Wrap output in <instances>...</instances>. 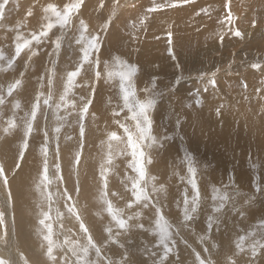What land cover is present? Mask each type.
Listing matches in <instances>:
<instances>
[{"label":"rangeland","instance_id":"rangeland-1","mask_svg":"<svg viewBox=\"0 0 264 264\" xmlns=\"http://www.w3.org/2000/svg\"><path fill=\"white\" fill-rule=\"evenodd\" d=\"M115 1L118 3L116 4L114 0H111L110 2L109 0H84L79 12L72 16L70 25L63 29H61L59 26L55 27L49 34L50 39H45L41 44H36L33 42L31 47L26 48L21 53L20 57L16 58L13 64L9 66L8 60L15 57V44L17 42V36H23L24 38L30 39L31 33L34 31L38 32L41 25L46 22L43 13V7L49 3H52L57 5L58 8H63L64 4L70 2V0H8V4L6 5L5 9V15L0 18V55L3 56V59H0V90L6 92L8 84L14 82L17 79L22 81L21 86L15 90L12 96H6V103L4 105H0V164L4 166L9 180L7 190H10L12 193L11 206L13 207L14 195L12 189L14 184L16 187H20L21 185L25 188L29 185L26 184L28 182L31 183L33 180L35 191L30 196L29 201L33 202L37 200L38 202L41 201L42 203H37L38 207L36 208L30 207L33 213L31 212L30 208L27 210L28 212L25 213L30 216V219L33 220L31 223L35 226L41 225L39 221L40 219H43L42 212H49L51 220L48 222L52 225V236L55 237L58 235L60 239L66 240L65 236L67 237V234L65 229L61 235H64V233L66 235H59V233H61L64 228L60 221L57 224V226L60 225L57 229L58 234L54 232L56 214L58 212L60 213V211L62 214V210L66 204L65 199H62V196L59 192L62 193V191L65 189L68 190L69 194L72 196V200L74 199L73 201L76 202L78 210L79 208L82 210V212L80 210V215L84 219V222L87 221L84 213L86 210L83 207V205L86 206V197H82V195H85V190L87 187L91 188V190H88V195L89 197H92L93 201H96L99 204L101 201L99 199L100 188L102 186L100 181V171L101 166L103 165L105 168L109 169L108 185L110 186L108 198L112 200L114 205H118L117 207L124 208L125 205L123 204H126L129 199H133L131 197L132 180L130 178L134 177L136 173L133 171V168L130 164V150L127 149L126 146L127 134L121 125L126 126L133 134H135V121L132 119L133 110L138 107V102H144L151 99L154 103L153 107L149 109V116L152 122V136L154 137L155 142L151 143L150 146H147L149 142H145L146 146L144 150L147 157L145 158V167L146 171L148 170L146 177L147 183L145 186L148 188L149 193L153 197L152 204H156V201H159L158 206L161 207L163 215L171 225L170 230L173 233L172 239L168 241L172 251L169 254L167 260H165L164 264H170V262L175 259L176 264H188L187 262L183 261L185 256L183 255L182 249L179 247L180 243L189 248L191 251L189 253H192V255L195 257L194 261L196 260L195 254L200 253L201 258H210L214 264H218L214 255H216L220 250L221 245L219 238L215 235V229L218 226H221L223 223L221 219H225L226 221L231 220L232 216L234 214L238 215L241 210L243 211V214H240L239 217L241 220L244 218L247 219L249 213L252 215L255 214L256 210H259L261 205H264V144H260L262 149L256 150V153H251L249 150L245 152L243 150L245 148V143H253L255 130L259 131V139L263 138L264 142V73L259 71V68L263 67L264 63L257 64L259 65L258 68H253L252 66L246 67L243 65V69L245 70L242 72L228 71L229 68L227 67L224 69L225 71L223 70L221 75L224 78L228 76L234 79L224 82V78L222 76L219 78L217 73H204L205 70H203V72L198 70V67L201 69L204 67L206 68L208 66L207 64H209L212 59L217 61V57H219L222 52L226 53L225 50H220L215 53V45L217 49L218 45L221 44L219 37L222 33L226 34L222 43H231L228 28L225 29V31H218L215 26L217 22L224 21V18L229 11L227 8H225V0H193V2L190 0V2L187 4H184L182 0H180L176 7L168 6L169 4L176 2V0ZM234 1H237L236 3L238 4V7L241 6L242 0H228V2L231 3ZM243 2L244 0L242 3ZM158 5H163V7L157 8L156 11H149V9H152ZM198 5H200L199 8L206 10H199L196 8ZM185 7H192L193 9H187L185 11L186 13L184 12L182 15V10H184ZM228 7H230L229 4ZM178 10L180 11L178 12ZM29 11L32 12L31 16L28 15ZM159 11L164 18L176 19L181 15V17L178 18L181 20L182 17H185L183 21L185 23L187 21L188 22L186 24L183 22L184 26L182 25V29H184V27L187 25L188 28L190 27V30H195V34H197L199 37L197 40L198 43H196L194 46L195 52L199 54L197 59L199 62L193 64L194 67L191 69L192 72L186 68V64L184 66V70L183 66L179 63H172L171 67L168 68V70H171L170 72L172 73L170 74L169 80V84H171V86L168 87L165 85V83L168 82L166 77H156L155 72L158 71L156 65L152 64V62L144 61V59L149 60L148 57H151L152 60L156 61V56H159L160 58L161 56L166 55L165 51L168 53L167 48H169V54L171 56L173 53H179L178 51L180 46H177V44L173 42L170 43L168 40V38L172 36L171 33H169V35L168 32L163 31V29H158L157 31L156 28H160L158 27L159 25H154L157 27H148L144 24L146 20L143 18V15L145 13L149 12V14H156V12ZM161 11H164L165 13H161ZM166 11L172 13V16ZM248 11L254 14L256 17V22L260 24V27L264 31V0H249ZM231 13L234 14V11H231ZM96 14H99V16ZM187 15L191 16L192 18H189ZM244 16L246 15L240 14L238 16L235 15L234 17L238 22L240 21L243 24L246 22L244 25L251 26L250 22H252L253 19L250 16H246L249 19L244 20ZM195 19L196 21L194 22ZM81 20H83L88 26V30L85 33L87 37L91 38V36L99 35L100 47L98 52H93L91 57L93 63H85L81 68L80 75L76 77L74 86L67 96L68 103L65 107L64 103L60 100V96L64 91V84L62 83L66 82L67 73L69 71H74L79 66L81 57L80 49L84 46L82 43H77L80 38ZM200 20L203 22L206 20L201 24L202 26L199 25L201 23ZM211 21L214 23V26L212 27L213 29L208 27V25L212 24ZM105 22L112 23L110 26L108 24L109 27H107L106 30L103 27ZM240 22L239 25H241ZM173 24H176V22ZM193 25L195 27H192ZM112 26H114L113 29ZM117 28L121 31V34L117 33ZM161 31H163V33ZM216 31L217 33H215ZM173 32L175 31L173 30ZM199 33L202 36L199 35ZM174 34L178 38L182 35V38H179L180 41H186L188 38L186 35L187 33L185 32L176 31ZM57 36L61 37V49L58 54L53 52V45L51 43V41L55 40ZM202 37L203 40L201 39ZM225 39L227 41H225ZM162 41H165V43H162ZM216 42H218V44ZM123 45L125 47H123ZM212 45L214 46V52L212 51V47H210ZM184 47L187 50L183 51L184 53L190 51V48L188 49L186 46ZM232 47L242 51L243 56L248 55V53H246L243 48H240L239 45H233ZM199 48L200 50H198ZM247 48L249 47L247 46ZM34 52L36 53L35 55H33ZM50 53L51 55H49ZM199 58H201V62ZM97 59L99 60L98 68L94 63V61ZM139 59L144 61L143 68H141V66H139L140 63L137 62ZM219 65H221V63H219ZM224 66V64L221 65L222 68ZM97 71L101 73L99 79L96 78ZM21 73H23V76ZM57 73H60L61 76ZM128 73L132 74L130 75L129 79H122L121 74ZM258 73L261 74L258 75ZM228 74H230V76ZM49 77L53 79L50 86L48 83ZM212 79L215 80L214 86L212 83H210ZM260 81L263 82L259 84ZM247 82H251L250 87L244 85L247 84ZM122 84L129 89V92L134 93L129 97L130 108L126 107L124 104V91L121 88ZM205 85L208 89H210V94H214V96L211 97L214 100L208 99L207 96L204 101L201 99L205 96L203 93H201V90ZM220 87H226L227 92L228 89L232 90L231 93H227V97L229 96V99L220 92ZM30 88L32 89L29 90ZM93 88H95L96 94L99 93L102 94V96L97 94V97L95 93L93 94ZM212 88L214 91H212ZM41 92L44 94L43 97H41V112L38 114L37 121L34 123L35 131L32 133V136L29 137V147L25 153L24 160L21 162L18 161V149L21 145L23 137V118L25 117V113L30 110L31 104L35 102L37 93ZM216 92L218 93L217 95ZM49 94H51L52 97L50 101L52 107L43 105V98L47 97ZM82 97L84 100L81 99ZM95 98L99 99L96 100ZM100 98H102L101 101ZM178 98H180V100H178ZM87 99H91L92 104L90 105L91 107H89L88 114L84 120V147L83 149H80L78 114L80 109L83 107L85 100ZM17 100L20 102V108L14 109L13 103ZM226 100L233 102L234 105L232 108L238 110V113L236 115H232L231 118L228 115L224 117L218 116L219 113L217 109H219V112L227 114ZM181 101L184 103V105H181ZM218 101L220 103H218ZM58 103L61 104V108L59 109L58 113L61 111L63 112L61 115L55 112V105ZM219 104L220 106H216ZM200 106L202 109H204L203 112L206 115L207 120H209L211 116V121L208 124V130L206 131L198 129L196 123L198 122L197 116L199 111H201L202 115L205 117ZM171 108L173 109L171 110ZM182 109L185 112L182 111ZM57 115L61 117L66 116V121L58 120L56 118ZM12 116H15L17 128L6 134L3 132V128L7 127V121ZM224 119L228 120L229 123L228 129H226L224 132L225 136L229 139L236 138L234 142L225 139V137L224 142H221L218 139V136L221 133L220 123L217 122V120ZM259 119H261L262 122H258ZM191 120L192 122H190ZM117 121H119V123H117ZM170 122H173L172 125ZM57 126H60L61 128L58 139L56 138V133L53 131V129ZM45 129L49 133L47 159L49 164V176L53 180V183L49 186L48 191L54 194L50 210L49 205L43 199L41 192L36 190V185L39 183L40 178L39 174L43 169L44 155L42 153V144L44 143L43 130ZM72 129H75V132H73ZM112 132H116L121 139L119 141L110 140L109 137ZM232 132H234V136H232ZM241 136L245 140L242 139ZM200 141H202V144H200ZM241 141H244V143ZM57 146L59 158H57ZM235 146H239L240 148ZM31 150L34 155L33 166L31 170H27L26 174L23 172L21 175L20 172L26 165V161L30 157ZM77 152H80L81 159L79 165L74 166V158ZM109 157H111L110 164L108 163ZM242 157L244 158L243 160H241ZM227 159L228 161H226ZM17 162L21 163V168L15 167ZM56 163L60 164V169L62 172L64 171L67 173V175H65L66 177L69 176V181L67 178H64V172L62 173L61 171L60 175L63 177V179H55ZM189 165L196 169L195 178L198 182L200 199L198 204L199 208L197 207L196 213H191V211H189V214L193 218L190 221H185L184 206H182L183 212L178 214L180 211L178 210L180 205L177 206L175 195L178 194L181 197L187 195L189 199H191V197L194 195L191 186L188 184V180L191 178L190 174L187 172ZM63 167L65 170H62ZM154 167L155 169H153ZM258 167L262 168L259 169ZM154 171H156V173ZM19 174L20 176H18ZM28 174H30L31 177ZM77 180L79 181L80 186L79 193H77L75 190ZM205 181H207L209 185L212 186L209 187V193L205 192L207 187H205ZM83 183L85 184L83 185ZM153 187L163 190L153 192ZM72 192H74V195ZM175 192L177 194H175ZM112 193H116V195L113 196ZM168 195L169 197H167ZM162 196L164 197L165 201ZM172 198L173 200H171ZM177 200L180 199L177 197ZM182 202L184 205V200ZM57 203H59V205ZM2 204L4 203L0 198V210H3ZM142 204L143 203L141 202L140 204H133L132 208L130 209L125 208L126 215L124 218L127 219V216H134L136 213H139V216H137L134 221H129V223H142L144 224V229L131 228L127 231L118 229L115 226V222L109 218L110 216L108 215L107 217V211L104 212L105 215L102 212L101 217L104 219L101 218V222L104 224V222H106L104 220H108V218L111 220L110 223L113 224L110 227L115 226L113 227V236L114 238L118 239L121 244H124L125 248L128 249L129 253L131 254L133 264L141 263L139 260L141 257H139V259L138 257H133V255H135V252L131 251L133 248L142 249L145 252H147V250L155 252V256L148 254V252L146 253L147 256L152 260H149V262L153 264L154 257L155 261H158L162 257L164 248L163 245L158 244L159 234L154 231L155 208L152 207V204H150L148 208L143 207ZM205 205L206 208L210 209L208 214H202L205 209ZM230 206L231 208H229ZM55 210L56 212H54ZM227 210L230 212L229 214H226L225 217V211ZM5 215L7 225V213H5ZM59 217L61 218V216H58V218ZM198 217L201 220V217L207 218H203V221H201L198 219ZM209 218L212 220V228H208ZM12 224L14 225V223ZM229 224L232 225L235 230H237L238 224L235 220L232 219ZM41 227L43 226L41 225ZM214 227L215 229H213ZM242 227L244 228L243 232ZM149 228H153V231ZM7 231L9 232L8 225ZM45 231L46 230L43 228L44 233H42V236L39 235V237H42V239L44 234H46ZM149 231L150 233L154 234V241H147L150 239V237L146 238V236H149ZM239 231L240 233L236 235L235 238L232 237L231 241H229L231 248L230 250L236 251L238 249L236 245L239 242L240 237H245L243 242V251H241L239 255H247L250 259H257L259 254H262L264 258V248L259 247L260 244H264V224L262 225V223L260 224L259 222L253 223L252 218H248L246 222L240 226ZM37 232L38 231H35V233ZM90 233H92L91 230ZM0 234H2L0 237L4 235L3 228H0ZM257 235L261 236L262 238L257 237ZM6 239L7 242L0 240V257L13 261V264H25V260L28 264H30V262L25 259L23 255V258H21L22 253L19 249V245H17L16 240H13V243H11L9 242V238L6 237ZM96 242L100 244L98 239H96ZM254 244H256L258 248L255 256L251 254L252 245ZM110 245L112 247L115 246L117 250L113 251L110 249ZM120 249L121 248L117 244H109L104 248V255L109 256L113 260H120L121 253L123 252V249ZM196 249L198 250L196 251ZM236 256L237 252L232 253L226 260L225 264H230L232 261H234L233 257ZM239 259L241 261V257L238 258L237 264H242L240 263ZM168 261L170 262L167 263Z\"/></svg>","mask_w":264,"mask_h":264},{"label":"snow or ice","instance_id":"snow-or-ice-1","mask_svg":"<svg viewBox=\"0 0 264 264\" xmlns=\"http://www.w3.org/2000/svg\"><path fill=\"white\" fill-rule=\"evenodd\" d=\"M84 0H70V2L64 4L63 8H58L57 5L49 3L46 6L43 7V13L45 18V23H43L40 27V30L38 32H32L31 37L24 38L23 36H17L16 44H15V57L13 59L8 60V65L11 66L14 62V60L18 57H20L21 53L26 49L30 48L33 42L36 44H41L45 39H50L49 34L52 32V30L59 26L61 29L65 28L66 26L71 24L72 16L79 12ZM178 2L180 0H176V2H173L169 4V7H176ZM184 4H187L190 2V0H182ZM8 4V0H0V18H2L5 15V9L6 5ZM163 7V5H158L152 9H149V11H156L157 8ZM228 7V3L226 0L225 8ZM201 11H204V9H201ZM28 15L31 16L32 12L29 11ZM224 21L227 22L229 25L233 24L234 17L231 11L229 10L224 18ZM255 24V22H253ZM104 29L106 30L108 27V22H105L103 25ZM88 30V26L85 24L83 20L80 21V38L77 41V43H83V47L80 49L81 51V57L79 66L74 71H69L67 73V79L64 84V91L63 94L60 96V100L64 103V106H67V96L69 92L72 90L74 86V82L76 77L80 75V70L83 67L85 63H93L91 60V57L93 55V52H98L100 47V39L99 35L91 36V38L87 37L85 33ZM228 32L231 33L234 37H240L242 38L244 33H242L239 29L235 28H229ZM225 33H222L219 37L221 43L223 42L225 38ZM53 45V52L59 53L61 49V37L57 36L55 40L51 41ZM36 53L34 52L33 55ZM51 55V53L49 54ZM0 59H3V56L0 55ZM96 67H99V60L97 59L94 61ZM253 68H258L259 65L253 64ZM23 75V73H21ZM101 73L99 71L96 72V78H100ZM122 79L128 80L131 73L128 74H121ZM22 81L20 79L15 80L14 82L8 84L6 92L3 90H0V105H4L6 103V96H12L15 90H17L21 86ZM49 85L52 83L51 77L48 79ZM210 83L215 85V80L212 79ZM246 86V85H245ZM121 88L124 91V104L126 107L130 108L129 105V97L130 95H133L134 93L129 92V89L126 88L123 84L121 85ZM206 91V89H205ZM93 94L95 93V88L92 89ZM43 93H37L35 97V102L31 104L30 110L25 113V117L23 118V137L21 145L18 149V161H23L25 157V153L28 150L29 147V137L32 136V133L35 131L34 129V123L37 121L38 114L41 112V97H43ZM52 97L51 94H49L47 97L43 98V105L47 107H52V104L50 103ZM84 100V98H81ZM153 101L151 99L144 101V102H138V107L133 110L132 119L135 121V128L136 132L133 134L126 126L121 125V127L124 128L125 133L127 134V141L126 146L127 149L130 150V156H131V167L133 168V171L136 173L134 177H131L132 180L131 183V197L133 199H129L128 202L125 204L124 208L117 207L113 204L112 200L108 198L109 196V185H108V171L109 169L105 168L103 165L101 166L100 171V181H101V188H100V197L99 199L103 202L105 205V210L107 211L108 215L111 217V220L115 222V226L118 229L121 230H129L131 228H139L144 229V224L142 223H132L130 224L129 221H134L137 216H139V213H136L134 216H127V219H125V208H132L133 204H140L143 203V207L148 208L150 204H152L153 197L150 195L148 188L145 186L147 183L146 177H147V171L145 167V158H146V152H145V142H149L147 146H150L151 143L155 142L154 137L152 136V128H151V119L149 116V109L153 107ZM92 104L91 99L85 100L83 107L80 109L78 114V124H79V137H80V149H83L84 147V138H85V124L84 120L86 115L88 114L89 107ZM13 108L18 109L20 108V102L17 100L13 103ZM61 108V104L55 105V112H59V109ZM219 112V109H217ZM58 120H65L67 119L66 116L61 117L57 115L56 117ZM119 123V121H117ZM17 128V123L15 116H12L7 121V127L3 128L4 133H9L10 131ZM53 131L56 133V138L58 139L59 133L61 131L60 126H57L53 129ZM43 138L44 143L42 144V153L44 155V161H43V169L39 174V183L36 185V188L38 191L41 192V195L43 199L48 203L49 210L51 209V203L53 199V193L48 191L49 186L53 183V180L49 176V164L47 159L48 154V143H49V133L45 129L43 130ZM110 140H116L119 141L121 138L117 135L116 132H112L109 137ZM57 158H59V151L57 146ZM81 159L80 152H77L75 154L74 158V166L79 165ZM150 162V161H149ZM108 163H111V157H109ZM21 163L17 162L15 164L16 168H21ZM60 164L56 163L55 165V172L57 180H62L63 177L60 175ZM187 172L190 174L191 178L188 180V184L191 186L194 195L189 199L187 195H185L184 199V220L190 221L193 217L189 214V211L191 213H196L197 207L199 204V187L198 182L196 180V169L189 165ZM0 181L3 182L4 186L7 188L9 185V180L5 172V168L2 164H0ZM76 192L79 193L80 186L79 181L77 180L76 184ZM163 189H157L155 187L152 188L153 192L162 191ZM62 198L65 199L66 204L65 207L67 209L68 214L73 216L75 220L79 223V230L83 234L85 242L80 243L79 240L77 241H69L65 240V244H70V251L72 253V256L75 257L76 264H133V261L131 259V254L129 253L128 249L125 248L124 244H121L120 241L113 236V228L112 227H106L104 231L107 233V238L103 240L102 244H98L94 239L92 234L89 231V228L85 224L84 220L82 219L80 212L77 208L76 202L72 200V196L69 194L68 190L65 189L62 193H60ZM113 196L116 195V193H112ZM12 200V193L9 190L6 193V200L5 205L11 203ZM71 202V203H68ZM159 201L156 202V204H152V207L155 208V229L154 231L159 234L158 244L163 245L164 251L162 257L158 261H154L153 264H164L165 260H167L169 254L172 251V248L169 246L168 241L172 239L173 233L170 230L171 225L168 223V221L165 219L161 207L158 206ZM62 215L58 212V216ZM43 219H40L39 223L43 226V228L46 230V234L43 236V239L47 242L44 255L47 257L48 264H58L57 258L54 255V250L57 247L56 242L53 240L52 237V225L48 221L51 220V216L49 212H42ZM14 222V217H13ZM212 220L209 218L208 221V228H212ZM0 228L4 229V235L0 237V240L6 241V237L8 236L7 231V225H6V215L5 211L0 210ZM178 234V233H177ZM245 240V237H240L239 242L237 243L236 247L240 249V251H243V242ZM109 244H117L121 249H123V252L121 253V259L120 260H113L108 256L104 255V248L108 246ZM44 247V246H42ZM260 248H264V244L259 245ZM207 250V249H205ZM257 245H252L251 254L253 256L257 253ZM148 254L155 256V252H151L150 250H147ZM95 255V259H92V255ZM21 258H23L21 254ZM196 260L197 264H214V262L208 258L204 259L201 258L199 253H196ZM0 264H13L12 261L8 259H4L3 257H0ZM25 264H27V261L25 260ZM67 264V261H66ZM232 264H235V261H232Z\"/></svg>","mask_w":264,"mask_h":264},{"label":"bare ground","instance_id":"bare-ground-1","mask_svg":"<svg viewBox=\"0 0 264 264\" xmlns=\"http://www.w3.org/2000/svg\"><path fill=\"white\" fill-rule=\"evenodd\" d=\"M111 0H109V2H110ZM243 1V0H242ZM242 1H241V6L240 7H238V4L234 1L233 3H231V2H228V0H227V2H228V4L230 5V7H231V11H234V14H233V17L235 16V15H240V14H244V15H246V16H250L252 19H253V21L252 22H250V24H251V26H249V25H244L242 22H240V24L241 25H239V22L236 20V18L234 17V21H233V24H231V25H229L227 22H225V21H223V22H217L216 24H215V26H216V29L219 31V30H224L225 31V29H229L230 27L231 28H235V29H239L242 33H244V35H243V37L242 38H240V37H234L233 35H231V33H229V38L231 39V43L229 42V43H227V42H225V43H221V44H219L218 45V48L216 49V45H215V53L216 52H218V51H220V50H225L226 51V53H223L222 52V54H220L219 55V57H217L218 58V60L217 61H214L213 59L210 61V63L209 64H207L208 66L205 68H199L198 67V70L199 71H202L203 72V70H205L204 71V73L205 72H210V73H217L218 74V76H219V78L222 76L221 75V73L223 72V70L225 69V68H229L228 69V71L230 70V71H232V72H242L243 70H245V69H243V65H245L246 67H250V66H252L253 64H260V63H264V31L262 30V28L260 27V24H258L257 22H256V17L254 16V14L252 13V12H250V11H248V1L249 0H244V2L242 3ZM114 2L117 4L118 2L117 1H115L114 0ZM192 2H193V0H192ZM191 2V3H192ZM225 2H226V0H225ZM239 2V1H238ZM198 3H201V2H198ZM128 4V3H127ZM240 4V3H239ZM197 5V4H196ZM193 6H195V5H193ZM192 6V7H193ZM191 7V8H192ZM200 7V5H198L196 8H198L199 10L200 9H203V8H199ZM230 7H227V9L228 10H230ZM146 8V7H145ZM190 7H185V9L184 10H182V15L184 14V12L187 10V9H189ZM190 8V9H191ZM193 9V8H192ZM114 10V9H113ZM140 10V9H139ZM197 10V9H196ZM206 9H204V11H205ZM180 10H178V12H179ZM189 11V10H188ZM113 12V11H112ZM166 12H168V11H166ZM121 13V12H120ZM161 13H165L164 11H161ZM169 13V12H168ZM186 13V12H185ZM207 13V12H206ZM171 16H172V13H169ZM96 15H98L99 16V14H96ZM166 15V14H165ZM192 15H194V14H192ZM97 16V17H98ZM123 16V15H122ZM170 16V17H171ZM188 16V15H187ZM246 16H244L243 17V19L244 20H247V19H249L248 17H246ZM181 17V15L180 16H178V18H180ZM189 18L191 17V16H188ZM196 17V16H195ZM198 17V16H197ZM201 17V16H200ZM100 18V17H99ZM143 18L146 20L145 22H144V24L145 25H147L148 27H157V26H154V25H159L158 27H160V28H156L157 29V31H158V29H163V31H165V32H168V34L169 33H171V37L170 38H168V40H169V42L170 43H176L177 44V46H180V48H179V53L178 54H174L173 53V55L171 56L170 54H169V48H167L168 49V53L165 51V53H166V55H163V56H161L160 58H159V56H156V61H154V60H152V58L151 57H148V59L149 60H147V59H144V61H146V62H152V64H154V65H156V68H157V70L158 71H156L155 73V75H156V77L158 76V77H160V78H163V77H166L167 79H168V82L167 83H165V85L168 87V86H171V84H169L170 82H169V80H170V74H172L170 71L171 70H168V68L169 67H171V65H172V63H174V64H180V65H182L183 66V68H184V66H185V64H186V68L188 69V70H190V72H192V68L194 67L193 66V64H195V63H197V62H199V61H197V59H198V56H199V54L197 53V52H195V50H194V46L196 45V43H198L197 42V40L199 39V37H198V35L197 34H195V30H190V27L188 28V26L186 25L185 27H184V29H182L183 27H182V25L185 23L184 21H183V19L185 18V17H182L181 18V20L180 19H178V18H176V19H170V18H164L161 14H160V11L159 12H156V14H149V12L148 13H145L144 15H143ZM192 18V17H191ZM188 19V18H187ZM193 19H194V16H193ZM101 20V19H100ZM198 20H199V18H198ZM196 21V19L194 20V22ZM206 21V20H205ZM204 21V22H205ZM153 22V23H152ZM176 22V24H173V23H175ZM184 22V23H183ZM188 22V21H187ZM186 22V23H187ZM192 23H194L193 21H191ZM190 22V23H191ZM200 24L199 25H201L202 23H204L202 20H200ZM253 22H255V24H253ZM185 23V24H186ZM210 23V22H209ZM211 23H212V21H211ZM109 24V26L110 25H112V23H108ZM114 24V23H113ZM189 24V23H188ZM197 24V23H196ZM208 24V23H207ZM117 25V24H116ZM178 25H180V26H178ZM191 25V24H190ZM195 25V24H194ZM192 26V27H195V26ZM108 26V27H109ZM115 26V25H114ZM114 26H112V29L114 28ZM184 26V25H183ZM202 26V25H201ZM214 26V23H212L211 25H208V27H213ZM223 26V27H222ZM116 27V26H115ZM199 27V26H198ZM119 28V27H118ZM117 28V29H118ZM222 28V29H221ZM213 29V28H212ZM116 30V29H115ZM114 30V31H115ZM146 30V29H145ZM173 30L176 32V31H181V32H185V33H187L186 35L188 36V38L186 39V41H180V39L179 38H182V35L181 36H179V38L174 34L175 32H173ZM204 30V29H203ZM210 30V29H209ZM163 31H161L162 33H163ZM195 31V32H194ZM108 32H109V30H108ZM142 32V31H141ZM106 33V32H105ZM117 33L118 34H121V31L118 29V31H117ZM198 33V32H197ZM212 33V32H211ZM215 33H217V31L215 32ZM111 34V33H110ZM214 34V33H213ZM122 35H124V34H122ZM138 35V34H137ZM170 35V34H169ZM199 35H201L200 33H199ZM204 35V34H203ZM128 36V35H127ZM126 36V37H127ZM202 36V35H201ZM214 36V35H213ZM215 36H216V34H215ZM254 36H256V37H254ZM122 37H124V36H122ZM177 37V38H176ZM128 38V37H127ZM176 38V39H175ZM119 39V38H118ZM125 39V38H124ZM202 40H203V37L201 38ZM200 39V40H201ZM123 40V39H122ZM120 41V40H119ZM128 41V40H127ZM150 41V40H149ZM225 41H227L226 39H225ZM110 42V41H109ZM201 42H203V41H201ZM206 42V41H205ZM252 42H253V44H252ZM124 43V42H123ZM162 43H165V41H162ZM207 43V42H206ZM217 44H218V42H216ZM83 44V43H82ZM146 44H147V42H146ZM200 44V43H199ZM198 44V45H199ZM126 45V44H125ZM172 45H174V44H172ZM171 45V46H172ZM233 45H239L240 46V48H243L244 50H245V52L246 53H248V55L247 56H243L242 55V51H239L238 49H236V48H234V47H232ZM134 46V45H133ZM151 46V45H150ZM160 46V45H159ZM184 46H186L188 49L190 48V51H188L187 53H184L183 51H187L186 49H185V47L183 48ZM201 47H203L202 45H200ZM247 46L249 47V48H247ZM123 47H125L124 45H123ZM149 47V46H148ZM205 47V46H204ZM207 47V46H206ZM210 47H212V51L214 52V46L212 45V46H210ZM151 48V47H150ZM122 49V48H121ZM132 49H134V48H132ZM205 49V48H204ZM209 49V48H208ZM207 49V50H208ZM130 50V49H129ZM152 50V49H151ZM172 50H174V49H172ZM198 50H200V48L198 49ZM148 51H149V48H148ZM197 51V50H196ZM210 52V51H209ZM207 53V52H206ZM211 54V53H210ZM203 55V54H202ZM216 55V54H215ZM207 56H209V55H207ZM212 56V55H211ZM114 57V56H113ZM118 57V56H117ZM213 57V56H212ZM151 58V59H150ZM162 58V59H161ZM210 58V57H209ZM116 59V58H115ZM153 59H155V58H153ZM200 59V62H201V58H199ZM203 59V58H202ZM114 60V59H113ZM52 61V60H51ZM143 60H141V59H139L137 62L138 63H140L139 64V66H141V68H143L144 67V64H143V62H144ZM115 63H118V62H115ZM219 63H221V65L222 64H224L225 66L222 68L221 67V65H219ZM112 64H114V63H112ZM173 64V65H174ZM202 64V63H201ZM203 64H204V62H203ZM206 64V63H205ZM118 65V64H117ZM200 65V64H199ZM198 65V66H199ZM201 66V65H200ZM262 68V69H261ZM261 68H259V71L262 73H264V66L263 67H261ZM196 69V68H195ZM16 70V69H15ZM29 70V69H28ZM184 70H185V68H184ZM23 71V70H22ZM35 71V70H34ZM195 71V70H194ZM225 71V70H224ZM60 72V71H59ZM61 72H62V70H61ZM29 73V72H28ZM51 73V72H50ZM194 73V72H193ZM219 73H220V75H219ZM226 73H228V72H226ZM253 73V72H252ZM261 73H258V75H260ZM49 74V73H48ZM58 74V73H57ZM60 74V73H59ZM58 74V75H59ZM30 75V74H29ZM28 75V76H29ZM132 75V74H131ZM229 76H230V74H228ZM16 76V75H15ZM23 76V75H22ZM30 76H32V75H30ZM50 76V75H49ZM60 76H61V74H60ZM42 77V76H41ZM57 77V76H56ZM212 77V76H211ZM223 77V76H222ZM29 78V77H28ZM31 78H33V77H31ZM90 78V77H89ZM218 78V79H219ZM224 78V77H223ZM246 78L248 79V77L246 76ZM41 79V78H40ZM230 79H234V78H231V77H226V78H224L223 79V82L224 81H230ZM24 80V79H23ZM30 80H32V79H30ZM53 80V79H52ZM62 80V79H61ZM245 80V79H244ZM262 80V79H261ZM62 81H64V80H62ZM88 81V80H87ZM161 81V80H160ZM182 81V80H181ZM246 81V80H245ZM56 82V81H55ZM59 82V81H58ZM261 82H263V81H260V83L259 84H261ZM160 83V82H159ZM162 83V82H161ZM56 84V83H55ZM60 84H61V82H60ZM62 84H65L64 82L62 83ZM89 84V83H88ZM250 84H251V82H247V84H244V85H247L248 87H250ZM254 84H255V82H254ZM253 84V85H254ZM97 85V84H96ZM223 85H224V83H223ZM232 85V84H231ZM258 85V84H257ZM50 86V85H49ZM193 86V85H192ZM28 87V86H27ZM63 87V86H62ZM77 87V86H76ZM183 88V87H182ZM187 88V87H186ZM32 88H30L29 90H31ZM54 89V88H53ZM98 89H99V86H98ZM97 89V90H98ZM174 89H175V87H174ZM205 89H206V91H205ZM256 89V88H255ZM27 90V89H26ZM28 90V91H29ZM216 90V89H215ZM219 90H220V92L223 94V95H225V97L226 98H228L227 97V93L229 92V93H231L232 92V90L231 89H228V92H227V88L226 87H224V88H219ZM246 90V89H245ZM173 91V90H172ZM212 91H214L213 90V88H212ZM218 91V90H217ZM247 91V90H246ZM262 91V90H261ZM27 92V91H26ZM58 92V91H57ZM97 92V91H96ZM112 92H115V91H112ZM169 92H171V91H169ZM210 89H208L207 88V86L205 85L203 88H202V90H201V93H203L205 96L203 97V98H201V99H203V101L206 99V96L208 97V99H211V100H214L213 98H211L212 96H214V94H210ZM249 92V91H248ZM264 93V92H263ZM29 94V93H28ZM62 94V93H61ZM71 94V93H70ZM96 94V93H95ZM98 95H101L102 96V94H99V93H97ZM97 94H96V96H97ZM218 93L216 92V95H217ZM237 94V93H236ZM57 95V94H56ZM91 95V94H90ZM83 96V95H82ZM95 96V97H96ZM218 96H220V95H218ZM90 97V96H89ZM98 97V96H97ZM233 97V96H232ZM261 97V96H260ZM104 98V97H103ZM195 98V97H194ZM224 98V97H223ZM262 98H263V96H262ZM96 99V98H95ZM99 98H97L96 100H98ZM101 99L102 98H100V101H101ZM217 99V98H216ZM215 99V100H216ZM229 99V98H228ZM178 100H180V98H178ZM193 100V99H192ZM219 100V99H218ZM223 100V99H222ZM232 100V99H231ZM256 100V99H255ZM68 101V100H67ZM99 101V102H100ZM184 101V100H183ZM196 101V100H195ZM224 101V100H223ZM99 102H97V103H99ZM179 102V101H178ZM186 102H187V100H186ZM206 102V101H205ZM181 105H184V103L181 101ZM218 103H220L219 101H218ZM186 104V103H185ZM195 104H197V103H195ZM216 104H217V101H216ZM179 105V104H178ZM234 105V103L233 102H230V101H227L226 100V106H227V110H226V112H227V114H224V113H222V112H218L219 114H218V116L219 117H224V116H230V118H231V116L232 115H236L237 113H238V110H236L235 108H232V106ZM73 106V105H72ZM216 106H220V104L219 105H216ZM91 107V106H90ZM200 108H201V106H200ZM173 108H171V110H172ZM184 109V108H183ZM182 109V111H184ZM221 109V108H220ZM201 110H202V112H203V110L204 109H202L201 108ZM64 111V110H63ZM65 112V111H64ZM71 112V111H70ZM117 112V111H116ZM185 112V111H184ZM23 113V112H22ZM58 114H63V112L61 111L60 113H58ZM186 114V113H185ZM184 114V115H185ZM203 114H204V112H203ZM71 115V114H70ZM163 115V114H162ZM171 115H173V114H171ZM170 115V116H171ZM182 115V114H181ZM205 115V114H204ZM167 116V115H166ZM197 118H198V122H196L197 123V127H198V129H202V130H208V124L210 123V121H211V116H210V118H209V120H207V117H206V115H205V117L202 115V113H201V111H199V113H198V116H197ZM229 118V119H230ZM172 119V118H171ZM170 119V120H171ZM188 119V118H187ZM189 120H190V118H189ZM183 121H185V120H183ZM186 122V121H185ZM190 122H192V120L190 121ZM217 122H219L220 123V135L218 136V139L221 141V142H224V137H225V139H227V140H230V141H232V142H234L235 140H236V138H231V139H229V138H227L226 136H225V130L226 129H228V127H229V123H228V120H226V119H224V120H217ZM258 122H262V120L261 119H259L258 120ZM257 122V123H258ZM57 123V122H56ZM173 123V122H172ZM172 123L170 122V124L172 125ZM184 123V122H183ZM184 125V124H183ZM153 126V125H152ZM174 126V125H173ZM192 126V125H191ZM107 129V128H106ZM196 129V128H195ZM235 129V128H234ZM243 129V128H242ZM252 129V128H251ZM73 130V132H75V129H72ZM244 130V129H243ZM243 130H242V132H243ZM194 131V130H193ZM245 131V130H244ZM250 131V130H249ZM264 131V130H263ZM135 132V131H134ZM158 132V131H157ZM237 132H239V131H237ZM246 132H248V131H246ZM245 133V132H244ZM251 133V132H250ZM152 134V133H151ZM238 134V133H237ZM259 131L258 130H255L254 131V137H253V143H251V144H246L245 143V148L243 149L245 152L247 151V150H249V151H251V153L253 152V153H256V150H258V149H262V146L260 145V144H264V142H263V138H261V139H259ZM244 135V134H243ZM232 136H234V132H232ZM239 136V135H238ZM240 137V136H239ZM14 138V137H13ZM16 138V137H15ZM241 138H242V136H241ZM246 138V137H245ZM17 139V138H16ZM242 139H244V138H242ZM241 139V140H242ZM159 140V139H158ZM245 140V139H244ZM237 141H238V138H237ZM242 142V141H241ZM242 143H244V141L242 142ZM159 144V143H158ZM161 144V143H160ZM200 144H202V141H200ZM223 145V144H222ZM241 145H243V144H241ZM235 147H237V148H240L239 146H235ZM167 151V150H166ZM242 151V150H241ZM244 151H243V153H244ZM67 152V151H66ZM162 152V151H161ZM168 152V151H167ZM152 153V152H151ZM251 153H250V155H251ZM33 152H32V150L30 151V157H29V159H27V161H26V165L24 166V168L22 169V171L20 172V174L21 173H23L24 172V174H26L27 173V170L28 169H30L31 170V168H32V166H33ZM50 157V156H49ZM164 157V156H163ZM147 158V157H146ZM165 158H166V156H165ZM171 158V157H170ZM224 159V158H223ZM222 159V160H223ZM234 159V158H233ZM244 158L242 157V159L241 160H243ZM248 159V158H247ZM161 160V159H160ZM240 160V161H241ZM170 161H171V159H170ZM169 161V162H170ZM226 161H228V159L226 160ZM249 161V160H248ZM251 162V161H250ZM51 163V162H50ZM165 163H167V162H165ZM228 163V162H227ZM159 164V163H158ZM174 164V163H173ZM230 164H231V159H230ZM250 164V163H249ZM65 165H66V163H65ZM73 165V164H72ZM161 165H162V163H161ZM169 165H171V164H169ZM147 166V165H146ZM156 166V165H155ZM158 166V165H157ZM30 167V168H29ZM172 167V166H171ZM92 168V167H91ZM157 168V167H156ZM158 168H159V166H158ZM161 168V167H160ZM259 168V167H258ZM262 168V167H261ZM261 168H259V169H261ZM64 169V167L62 168V170ZM153 169H155V167L153 168ZM246 169V168H245ZM65 170V169H64ZM67 170V169H66ZM158 170V169H157ZM148 171V170H147ZM161 171V170H160ZM225 171V170H224ZM239 171V170H238ZM62 172V171H61ZM64 172V171H63ZM62 172V173H63ZM94 172H95V170H94ZM155 173H156V171H154ZM159 172V171H158ZM263 172V171H262ZM61 173V174H62ZM68 173H69V171H68ZM85 173V172H84ZM161 173H163V172H161ZM20 174L18 175V176H20ZM67 175V173H65L64 172V175ZM86 174V173H85ZM242 174V173H241ZM22 175V174H21ZM30 177H31V175L30 174H28ZM63 175V176H64ZM66 175H65V177L64 178H67L68 179V177H66ZM169 175V174H168ZM171 175V174H170ZM262 176V175H261ZM150 177V176H149ZM258 177V176H257ZM86 178H89V177H86ZM65 180V179H64ZM31 181V180H30ZM56 181V180H55ZM68 181H69V179H68ZM160 181V180H159ZM61 182V181H60ZM67 183V182H66ZM14 184V183H13ZM29 184V185H28ZM64 184V183H63ZM85 183H83V185H84ZM173 184V183H172ZM205 187H206V191L205 192H207V193H209L210 192V189H209V187L211 186V185H209V183L207 182V181H205ZM26 185H28V186H26L25 188L23 187V186H21L20 185V187H16L15 186V184H14V186H13V195H14V198H13V207L11 206V203H9V204H7V205H5V200H6V193L8 192V188H6L5 186H4V184H3V182H0V198H1V200H2V202L4 203V204H2V208H3V210L5 211V213H7V218H8V222H7V225H8V229H9V232H8V236H7V238H9V242H11V243H13V240L15 241L16 240V242H17V245H19V249H20V251H21V253H22V255L25 257V259H27L29 262H30V264H48V261H47V257L43 254L44 253V251H45V247H46V244H47V242L45 241V240H43L42 239V237H39V235L40 236H42V233H44L43 232V227H41V225H32V221L33 220H31L30 219V216L28 215V214H26L28 211V209L31 207H38V204L37 203H42L41 201L40 202H38L37 200H35V201H33V202H31V201H29V198H30V196L33 194V192L35 191V189H34V181L32 180L31 181V183H27ZM90 186H91V184H90ZM110 186V185H109ZM150 186V185H149ZM148 186V187H149ZM10 187H12V186H10ZM94 187V186H93ZM212 187V186H211ZM86 188V187H85ZM91 190V188H89V187H87L86 188V190H85V195H82V197H86L85 198V202H86V206L85 205H83V204H81V205H83V207H84V209L86 210L84 213H85V217H86V220L87 221H89V222H87V221H85L86 222V224H87V226H88V228H89V231L91 230V234H92V236H94L93 237V239H95V241H96V239H98L99 241H100V244H102L101 242H103V240H104V238H106V232L104 231V229L106 228V227H110V226H112V224L110 223V219L109 218H111V217H109L108 218V220H104V221H106V222H104V224H102V222H101V215H102V212L104 213L106 210H105V205L103 204V202L102 201H100L99 202V204H98V202H96V201H93V199H92V197L90 196L89 197V195H88V190ZM237 189V188H236ZM37 190V189H36ZM72 191H74V190H72ZM151 191V190H150ZM59 192V191H58ZM63 192V191H62ZM23 193V194H22ZM59 193H61V192H59ZM74 192H72V194H73ZM81 194V193H80ZM97 194V193H96ZM154 194V193H153ZM152 194V195H153ZM166 194V193H165ZM168 194V193H167ZM171 194H172V192H171ZM175 194H177L176 192H175ZM180 194V193H179ZM226 194V193H225ZM74 195V194H73ZM77 195V194H76ZM151 195V194H150ZM183 195V194H182ZM205 195V194H204ZM157 196V195H156ZM176 196V201H177V206H179L180 208H178V210H180L179 212H178V214H181V212H183V210H182V206H184L183 205V200H184V196H180V195H175ZM166 197V196H165ZM167 197H169V195L167 196ZM177 197H178V199H180V200H177ZM95 198V197H94ZM162 198L164 199V197L162 196ZM206 198V197H205ZM63 199V198H62ZM121 199V198H120ZM183 199V200H182ZM74 200V199H73ZM169 200V199H168ZM171 200H173V198L171 199ZM182 200V201H181ZM81 201V200H80ZM164 201H165V199H164ZM35 202V203H34ZM83 202V201H82ZM96 202V203H95ZM157 202V201H156ZM174 202V201H173ZM202 202V201H201ZM58 205H59V203H57ZM60 204H62V203H60ZM122 204V203H121ZM228 204V203H227ZM63 205V204H62ZM123 205H125V204H123ZM143 205V204H142ZM231 205H233V204H231ZM40 206H42V205H40ZM118 206V205H117ZM176 206V205H175ZM46 207V206H45ZM79 207V206H78ZM86 207V208H85ZM169 207V206H168ZM205 207V209H204V211L202 212V214L204 213H209V211H210V209H208V208H206V205L204 206ZM14 208V209H13ZM31 208H30V210H31ZM34 208V209H35ZM122 208V207H121ZM175 208V207H174ZM177 208V207H176ZM199 208V207H198ZM229 208H231V206L229 207ZM256 209H258V208H256ZM11 210V211H10ZM46 210H48V209H46ZM80 208H79V212H80ZM218 210V209H217ZM59 211V210H58ZM84 211V210H83ZM26 212V213H25ZM30 212V211H29ZM31 212L33 213V211L31 210ZM54 212H56V210L54 211ZM81 212H82V210H81ZM219 212V211H218ZM217 212V213H218ZM223 212V211H222ZM229 212L230 211H225V217H226V214H229ZM60 213H61V211H60ZM107 213V212H106ZM163 213V212H162ZM31 214V213H30ZM219 214V213H218ZM240 214H243V211L241 210L239 213H238V215H233L232 216V219L233 220H235L236 222H237V224H238V228H237V230H235L233 227H232V225H230L229 224V222H231L232 221V219L231 220H228V221H226L225 219H221L222 221H223V223L221 224V226H218L216 229H215V227L213 228V229H215V232H216V236L219 238V240H220V245H221V247H220V250L217 252V254L216 255H214L215 256V258H216V261H217V263L218 264H225L226 263V260L228 259V257L232 254V253H234V252H237V256L236 257H233V260L236 262L235 264H237V262H238V258H240L241 257V261H240V259H239V261H240V263H242V264H264V258H263V256H262V254H259V256H258V258L257 259H250V258H248V256L247 255H245V256H241V255H239V253L241 252L240 251V249H237L236 251H231L230 249V242L229 241H231V239H232V237L233 238H235L236 237V235H238L239 233H240V231H239V228H240V226L242 225V224H244L245 222H246V220L249 218H252V220H253V223H262V225L264 224V205L262 206L261 205V207L259 208V210H256V213L255 214H250L249 213V215L247 216V219H243V220H241V218L239 217V215ZM104 215H105V213H104ZM173 215V214H172ZM59 216H61V218L59 217L58 218V213L56 214V224H55V230H54V232H58V228H59V226L60 225H58L57 226V224H58V222L60 221V223H62V225L64 226V228H63V231H61V233H59V235H61L62 234V232H64V229H65V232H66V234H67V237L65 236L66 234L64 233V235H61V236H65V239H67V240H69V241H77V240H79L80 241V243H84L85 242V239H84V236H83V234L80 232V230H79V223L75 220V218L73 217V216H71L70 214H68V212H67V209H66V207H64L63 208V210H62V215H59ZM148 216V215H147ZM150 216V215H149ZM177 216V215H176ZM203 216V215H202ZM13 217H14V222H13ZM107 217H108V213H107ZM32 218V217H31ZM34 218V217H33ZM54 218V219H55ZM202 218V220L198 217V219L199 220H201V221H203V218H207V217H201ZM220 218H221V216H220ZM83 219V218H82ZM102 219H104V218H102ZM105 219H107V218H105ZM84 220V219H83ZM29 221H30V223H29ZM103 221V220H102ZM244 221V222H243ZM9 222H10V225H9ZM35 222H36V220H35ZM34 222V223H35ZM53 222H54V220H53ZM12 223H14V225L12 224ZM144 223V222H143ZM146 223V222H145ZM195 223V222H194ZM199 224V223H198ZM230 225V226H229ZM229 226V227H228ZM31 227V228H30ZM113 227H115V226H113ZM112 227V228H113ZM254 227H255V225H254ZM34 228V229H33ZM256 228V227H255ZM146 229V228H145ZM150 229V228H149ZM253 229V228H252ZM61 230V229H60ZM150 230H152L153 231V228L152 229H150ZM35 231H38L37 233H35ZM116 231V230H115ZM119 231V230H118ZM138 231V230H137ZM244 231V228L242 227V232ZM46 232V231H45ZM53 232V231H52ZM179 232V231H178ZM252 232V231H251ZM15 233V234H14ZM56 233H54V234H56ZM253 233V232H252ZM58 234V233H57ZM0 235H2V234H0ZM45 235V234H44ZM140 235V234H139ZM144 235V234H143ZM147 235V234H146ZM53 237V240L56 242V244H57V247L55 248V250H54V255L56 256V258H57V261H58V264H66V261H67V264H76V261H75V257L74 256H72V253H71V251H70V247H71V245L70 244H65V240H63V239H60V237L58 236V235H56L55 237L54 236H52ZM59 239H58V238ZM144 237H145V235H144ZM147 237H150V239L149 240H147V241H154V234L153 233H150V231H149V236H146V238ZM257 237H261V236H259V235H257ZM14 238V239H13ZM62 238H64V237H62ZM140 238H141V236H140ZM197 238V237H196ZM262 238V237H261ZM144 239V238H143ZM7 240V239H6ZM140 240V239H139ZM141 241V240H140ZM15 242V243H16ZM142 243V242H141ZM140 244V243H139ZM149 245H151V244H149ZM8 246V245H7ZM15 246V245H14ZM42 246H44V247H42ZM111 246V245H110ZM109 246V247H110ZM134 246V245H133ZM2 247V246H1ZM4 247V246H3ZM18 247V246H17ZM131 247V246H130ZM139 247V246H138ZM143 247V246H142ZM179 247L182 249V251H183V255L185 256V258L183 259V261H185V262H187L188 264H197V260H195L194 261V255H192V253H189V252H191L190 250H189V248L188 247H186V246H184L182 243H180V245H179ZM12 248H13V246H12ZM16 248V247H15ZM144 248V247H143ZM10 249V248H9ZM14 249V248H13ZM110 249H112L113 251L114 250H117V248L115 247V246H111L110 247ZM131 249H132V247H131ZM213 249V248H212ZM18 250V249H17ZM121 250V249H120ZM192 250H193V248H192ZM198 249H196V251H197ZM131 251H134L135 252V255H133V257H138V259H139V257H141L139 260H140V264H151L150 262H149V260L150 261H152L151 260V258L150 257H148L147 256V252H145L144 250H142V249H135V248H133ZM195 251V250H194ZM195 251V252H196ZM14 252V251H13ZM15 252H16V250H15ZM14 252V253H15ZM193 254H195V253H193ZM200 254V253H199ZM146 255V256H145ZM172 255V254H171ZM196 255V254H195ZM17 256V255H16ZM184 256H182V257H184ZM109 257V256H108ZM173 257H175V256H173ZM238 257V258H237ZM6 258V257H5ZM12 259V258H11ZM92 259H95V255L93 254L92 255ZM137 259V258H136ZM136 259H134V260H136ZM15 261V260H14ZM137 261V260H136ZM153 261H155V257L153 258ZM13 262V261H12ZM19 262V261H18ZM170 261H168L167 263H169ZM138 263V262H137ZM165 263V262H164ZM14 264H16V263H14ZM17 264H21V263H17ZM28 264V263H27ZM135 264V263H134ZM139 264V263H138ZM170 264H176V259L175 260H172V262H170ZM230 264H232V262L230 263Z\"/></svg>","mask_w":264,"mask_h":264}]
</instances>
